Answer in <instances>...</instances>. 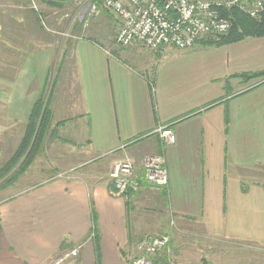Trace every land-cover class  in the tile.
I'll use <instances>...</instances> for the list:
<instances>
[{"label":"crops","instance_id":"obj_1","mask_svg":"<svg viewBox=\"0 0 264 264\" xmlns=\"http://www.w3.org/2000/svg\"><path fill=\"white\" fill-rule=\"evenodd\" d=\"M31 1L39 7L8 2L0 14V50L11 54L14 71L10 83L0 71V105L25 126L22 114L47 91L53 134L46 152L80 142L83 158L0 203V264H50L78 247L67 264H129L131 237L145 232L134 208L146 194L178 222L202 224L216 246L264 247V79L240 78L264 70V37L171 53L158 69L155 56L172 47L152 54L117 45L126 50L117 55L110 41L57 37L50 24L64 17L66 0ZM29 60L43 82L29 76L18 91ZM162 127L175 133V145L163 144ZM150 154L165 157L169 186L142 182L130 197L118 192L113 166L132 159L142 178Z\"/></svg>","mask_w":264,"mask_h":264},{"label":"rangeland","instance_id":"obj_2","mask_svg":"<svg viewBox=\"0 0 264 264\" xmlns=\"http://www.w3.org/2000/svg\"><path fill=\"white\" fill-rule=\"evenodd\" d=\"M21 1L23 2L25 0H0V14L1 11L5 9L3 4L8 6V2L19 3ZM28 2L29 7H34L35 4L39 7L37 2L33 3L31 0H28ZM94 7L97 11L96 14L92 13ZM62 9L64 11L60 12L59 15L65 13L64 17L61 20L58 19L54 23H48L53 26L55 31L61 33L55 34V36L62 37V34H64L66 36H63L64 39H71L70 36L81 33V36L97 40L103 45H108L110 42L115 44L116 34L119 30V20L112 12L104 7L102 0H81L80 3L79 0H66ZM8 10L12 11L10 7H8ZM66 15L69 16L66 17ZM67 24H69V29L65 30ZM115 45L119 49L120 46L118 45V47L117 44ZM204 48L209 47L198 45L187 51H180L173 48V51L169 54L155 56L157 58L155 68L161 69L164 60L167 61L172 58V56L169 57L171 53L178 55L177 53L196 51L198 55V52L201 53L205 51L198 49ZM5 50L7 51L6 47ZM119 50L120 51H114V53L122 55L123 51H126L121 49ZM145 53L154 54L149 50H145ZM60 55L61 54L58 55L59 61L61 58ZM177 57L179 56H176L175 59H178ZM160 59L162 60L159 61ZM11 61V54H6L3 51L0 52V71L4 79L2 80L5 81V83L12 82L14 78V71L12 68L13 62ZM139 62H141V60ZM26 63L27 61L25 64ZM178 65L181 66L183 63H178ZM25 66V71L16 85V89H18V91L25 86L24 83L27 81L29 76H32L31 83L35 80V77H37L38 80H41L39 79V74H41L42 69L37 68V64H35V68H33L32 62L29 60ZM5 89L9 90L7 85L5 86ZM27 96L30 97L31 95L27 94ZM5 109L6 108H4L3 105H0V167H2L14 154L21 142L26 127L19 123L15 124L12 118L5 116ZM22 115L23 123L25 124L28 120L29 114L25 113ZM77 143L78 145L75 149L70 148V146H74L75 143H69L67 145L60 144L55 150H50V153L46 152L45 146V150L37 156L33 164L29 167V170H27L20 177L16 187L0 192V203L13 198L21 192H25L32 187L38 186V184H41L48 179H51L56 174L54 168H64L69 162L72 163L76 160L78 161L80 158L82 159L83 157L78 155L79 152L82 151L80 149L81 143ZM143 198L145 201L141 198L137 199L138 203L134 209L137 216L136 219H138L141 226L145 230L144 234H167L169 235L172 243L171 257L167 260V262L158 261L155 264H264V247L253 246L240 250V247H234L232 245L216 246L214 238L209 236L202 224L178 222L171 217V214L168 211H165L162 208L159 209L156 206L155 194H146ZM144 234H140V236ZM67 251L69 250H66L65 252ZM65 252L62 251L57 259ZM131 257L132 256H130V259ZM54 261L50 264L54 263Z\"/></svg>","mask_w":264,"mask_h":264},{"label":"built area","instance_id":"obj_3","mask_svg":"<svg viewBox=\"0 0 264 264\" xmlns=\"http://www.w3.org/2000/svg\"><path fill=\"white\" fill-rule=\"evenodd\" d=\"M102 3L119 20L117 45L126 48L138 44L154 52L167 47L186 51L204 39L228 34L231 23L222 16L223 10L237 9L254 19H260L264 13V0H102ZM93 9L92 13L96 14V8ZM157 133L165 146L176 144V135L170 127H162ZM141 169L142 178H139L132 159L117 162L111 172L117 191L122 194L139 192L142 182L154 189L169 186L163 155H146L141 160ZM169 243L167 235L145 236L136 245L139 257L134 264H152L151 257L165 249L171 254ZM79 253V247L69 250L52 264L67 263Z\"/></svg>","mask_w":264,"mask_h":264},{"label":"trees","instance_id":"obj_4","mask_svg":"<svg viewBox=\"0 0 264 264\" xmlns=\"http://www.w3.org/2000/svg\"><path fill=\"white\" fill-rule=\"evenodd\" d=\"M57 2H60V0H56L53 4L58 5ZM222 16L228 19L231 23V29L228 34L204 39L197 44L209 48L222 47L242 42L248 38L264 37V13L260 19H254L237 9H232L223 10ZM240 78L246 82L259 79L261 80L264 79V70L256 73L242 74L240 75ZM52 123L53 116L50 109L48 92L43 91L33 104L25 125V132L19 146L15 150L12 157L2 167H0V192L9 188H15L20 177L27 170H29V167L33 164L37 156L45 150L47 139L51 138L53 134ZM131 193V191H128L124 195L130 197ZM164 197L167 198V195H163V198ZM147 235L144 234L142 236L131 237L129 242L131 250L129 253L132 257L129 260V264H134L135 260L139 257V253L136 251V245ZM168 247L172 251L171 240ZM170 257L171 254L167 249H165L164 251L156 254L154 257H151L152 264H155L158 261L167 262Z\"/></svg>","mask_w":264,"mask_h":264}]
</instances>
